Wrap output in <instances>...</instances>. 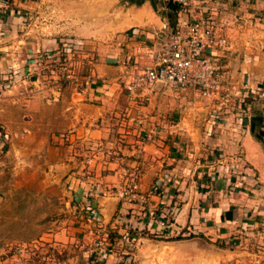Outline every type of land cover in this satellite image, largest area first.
Here are the masks:
<instances>
[{"label": "crops", "instance_id": "obj_1", "mask_svg": "<svg viewBox=\"0 0 264 264\" xmlns=\"http://www.w3.org/2000/svg\"><path fill=\"white\" fill-rule=\"evenodd\" d=\"M120 1L13 0L19 10H15L18 16L10 19L9 31H19L20 27L16 26L18 22L24 21L22 14H30L34 19L33 31L36 33V36L31 37L41 39L34 42V47H54L56 40L63 36L98 39L112 35L104 32V8L117 7L118 11H112L121 14L113 16L114 20L111 21L109 29L114 36L115 31L122 33L129 29V42L126 45L128 52L126 49L124 52L131 56L129 60L134 62L130 69L140 71L147 61L146 51L155 47L153 44L157 36L160 37L165 31L166 23L156 13L149 0L140 5L125 3L121 10ZM203 1H209V4L197 2V5L195 2V5L188 9L189 14L183 15L180 21L205 16L206 12L201 9L212 8L211 3L214 2L227 6V19L237 13L238 18L235 21L243 23L244 27H226L223 35L228 38V45L225 48L216 47L212 50L213 55L219 56L221 51L226 50L220 60L225 63V77L230 80L229 87L233 86L234 92L237 87L264 88V32L247 25L252 19L247 17L255 14L252 9L261 7L264 0ZM157 4L155 1L156 7ZM194 7L200 10H195ZM44 18H47L46 24L50 23V26H47L48 32L39 30L42 27H39V24L43 23ZM232 21L234 20H227L229 24H232ZM56 24H63V28H56ZM16 33H19L17 42H8L4 47L0 45V81L3 71L20 63L19 57L23 51L20 48L21 43H25V34L23 30ZM1 40L2 38L0 42ZM116 49L112 50L115 56L111 55L113 58L108 60L109 65H104L100 60L95 64L91 89L88 91V86L80 94L84 95V98H55L50 104L45 98H0V121L6 124L8 130H14L5 121L8 118L7 113H14L13 118L19 122L15 133L18 139L30 138V148L34 151L54 152V158L49 163L62 169L66 176L67 189L70 188L68 193L73 194L80 209L86 214L90 215L89 208L97 211L95 212L99 215V222L87 219L88 223L85 221L83 226L80 225L81 228L74 226L71 230H78L82 234L89 233L84 227L90 225L91 230L97 231L102 223L103 227L112 229L111 225L116 221L113 215L123 211L124 207H130L125 203L122 194V184L125 183L123 179H128L122 177L125 174L124 169L116 171L120 162H126L127 166L132 167L127 173L131 174L137 170V176L139 174L137 181L139 191L145 199V211L141 213L135 208L132 212L137 213L131 216L134 217L133 224L138 229L142 225L149 230L173 227L171 229H179V233L184 229L185 222L186 225H191L192 230L202 227L213 234L215 231H222L227 238L233 231L242 234L247 227L255 226V220L264 222V142L257 141L250 131L251 117L260 112H251L248 115V104L245 103L243 109L236 112L231 111L228 105L226 110L221 109V100L217 102L208 98V101L203 98H178L176 94L175 98H167V92L160 89L144 104L146 116L141 126L124 130L123 125L119 124V119L124 120L133 110L130 107L137 105L130 98H117L113 95L118 90L121 92L119 78L129 69V65H117L122 63L120 43L116 44ZM244 78V83H241ZM111 116L118 120L119 132H132L144 137L147 130L152 129L155 132L154 139L145 144L138 158L137 155L134 156L137 146H130L124 147L130 148L125 149L131 154L130 157L121 161L117 158L107 159L105 162L110 168L103 176L100 175L101 177H87L81 170H72L78 160L83 163L98 161V165L102 164L101 157L95 160L89 156V160H82L73 158L69 152L72 151V141L75 138H79L81 151L102 145L101 139L109 129L105 122L111 119ZM23 130L27 134L22 133ZM113 147V150L121 148L118 144ZM187 162L193 163L191 169L188 168ZM114 168V171L110 170ZM199 171L205 177V186L202 182L199 187L196 186L194 178ZM185 180L189 184L186 188ZM155 184L160 187L161 198L156 196V191L150 190ZM178 190L184 191L178 193ZM163 202L168 209L164 208ZM169 210L174 212L173 222H169ZM138 214L143 217L140 222L135 221ZM54 234L57 239L68 237L70 232L60 228ZM83 235L85 237V234Z\"/></svg>", "mask_w": 264, "mask_h": 264}, {"label": "rangeland", "instance_id": "obj_2", "mask_svg": "<svg viewBox=\"0 0 264 264\" xmlns=\"http://www.w3.org/2000/svg\"><path fill=\"white\" fill-rule=\"evenodd\" d=\"M167 1L156 0L158 2L157 7L155 4L152 5L155 7L156 13L165 20L166 27H169L165 15L167 10L164 5ZM179 1L182 5L176 16L174 23L176 26H179L183 15L189 14L188 9L195 5V2L197 5V2L209 4V1L204 2L203 0ZM125 3L130 5L128 0H121L120 10ZM211 4H213L212 8L201 9L202 12H206L202 18L210 16L217 22L218 35L226 37L223 35L226 27L238 29V26L244 25L235 21L238 18L237 13L236 15L233 14L231 18L228 17L229 20H234L232 24H229L225 15L227 6L217 2ZM17 9L19 10L15 7L13 0L0 2V38L3 40L0 42L1 47H4L3 45L8 42H17L19 33L16 32L23 30L25 34V43H21L22 47L20 48V50L23 49L22 55L19 57L20 63L14 64L1 73L0 98H45L48 104L54 102L55 98H84L82 97L84 95L81 96L80 94L91 85L90 82V85H87L86 81L88 78L93 79L95 77V64L100 60L104 65H109V61L113 58L111 57L114 52L112 50H117L116 44L120 43L122 63L117 65H129V69L126 68L128 70L119 78L121 92L118 90L113 95H116L117 98H130L137 107L135 105L130 107L133 109L132 112L127 114L124 120L119 119V124L123 125L124 130L135 129L137 125L141 126L146 113L143 106L140 107L139 99L125 88L130 76L138 71L137 69H130L134 62L130 61L129 57L131 56L124 52V49L128 52L126 45L129 42V29L122 33L115 31V36L109 29L112 24L111 21L114 20L113 16L121 14V12H115L118 11L117 7L104 8V32H109L112 34L111 36L98 39H76L63 36L56 40L54 47L44 45L34 47V42L41 41V39L31 37L36 36V33L33 31L35 28L32 23L34 19L31 18L30 14L21 13L24 21L17 23L16 27H20L19 31H9L10 19L13 16H18L15 12ZM112 9L115 11L113 12ZM194 9L200 10L197 7ZM252 10L255 14L247 17V19L252 18L247 23L248 27H256L264 32V4ZM46 19L44 18L43 23L39 24V27L42 26L40 31L46 30L48 32L47 26H50V23L46 24ZM197 19L199 18L193 17L189 21ZM11 25L13 27V22ZM55 27L63 28V24H56ZM125 28H127V24H125ZM166 36L165 30L160 37L157 36L153 46H159ZM226 39L228 42L227 37ZM262 51L264 52V45ZM221 52V55L215 56L219 62L217 65L220 66L222 86L215 94L204 97L189 88H163L161 91L167 92V98H175L174 94H176L178 98H198V100L208 98L217 102L221 100V109L226 110L228 105L231 111L235 110L236 112L242 110L245 103L248 104L246 106L248 107L246 109L248 115L251 112H260L264 118V88L244 89L237 87L234 92L233 86L229 87L230 80L225 77L223 67L225 63L220 60L226 50ZM244 81L245 78L242 79L241 83ZM90 89L91 86L88 91ZM86 95L88 96V93ZM10 114L11 112L7 113L8 118L5 121L14 130H8L6 124L0 121V264H264V222L259 220H255L257 224L253 227H247V230L242 234L233 231L227 238L222 231H215L213 234L202 227L192 230L191 225L189 223L186 225L185 222L183 223L184 229L179 233H177L179 229H171L173 227H162V229L154 230H149L143 225L139 229L135 227L133 224L134 217L131 216H135L137 212L134 213L132 210L137 209L142 213L145 211L143 209L145 202H129L125 197L127 188L130 187L135 176L136 178L139 177L137 170L131 174L127 173V171L132 170V167L127 166L126 162H120L116 171L124 169L125 174L123 173L122 177L125 176L128 179L127 181L123 179L125 183L122 184V194L125 203L130 207H124L125 209L120 213L116 211L117 213L113 215L116 221H113L112 229L109 227L106 229L102 223L97 231L91 230L90 225L84 227L89 231V233H83L85 237L78 230L73 232L71 229L74 226L80 227L85 221L88 223L87 219H92L96 223L99 222L97 211L95 209L92 212L88 211L89 215L80 209L73 194L68 193L70 188L67 189L66 176L62 173V169L54 166L53 163H49L54 158V152L34 151L30 148L32 143L30 138L27 140L18 139V135L15 133L19 122L13 118L14 113L13 116ZM117 124L118 120L112 116L111 119L106 120L105 125L109 129L101 139L103 144L95 145V148L89 146L90 148L86 151H81L79 138L72 141L74 145L69 153L73 158L82 160L88 159L89 156L95 160L97 157L102 158L101 165L97 164L98 161L83 163L78 160L72 170H81L87 177L92 178L103 176L110 168L109 164L105 162L107 159L117 158L121 161V159L130 157V153L127 152L130 148H124L130 146L138 147V149L135 148L134 153V156L137 155L138 158L145 144L154 139L155 132L152 129L147 130L143 137L132 132H119ZM258 130L264 134V122ZM22 133L27 134L24 130ZM148 133H150L149 138H147ZM21 138L23 139V137ZM1 141H3V145ZM115 144L120 145V150H113ZM187 164L188 168L191 169L193 163L187 162ZM110 170L114 171L115 168ZM195 176H197L194 178L196 186L199 187L201 182L205 186L203 173L199 171ZM157 186L155 184L150 190L156 191V196L161 198L160 187ZM188 186L189 184L185 180V188ZM182 191L184 190L177 192ZM137 192L142 195L139 187H137ZM163 204L164 208L168 209L165 202ZM173 213V210H169L167 213L169 222H173ZM141 218H143L142 214H138L135 221L140 222ZM60 228L67 229L70 234L68 237L55 239L54 232Z\"/></svg>", "mask_w": 264, "mask_h": 264}, {"label": "built area", "instance_id": "obj_3", "mask_svg": "<svg viewBox=\"0 0 264 264\" xmlns=\"http://www.w3.org/2000/svg\"><path fill=\"white\" fill-rule=\"evenodd\" d=\"M165 30L167 36L159 46L146 51L145 65L130 76L126 90L139 99L140 106H144L154 92L163 88H189L204 97L218 92L222 76L212 50L225 48L228 42L217 34V22L210 16L195 21L185 19L174 29L165 27ZM89 82L91 84V78L86 84ZM137 183L135 176L125 197L129 202L144 203V198L137 192Z\"/></svg>", "mask_w": 264, "mask_h": 264}, {"label": "trees", "instance_id": "obj_4", "mask_svg": "<svg viewBox=\"0 0 264 264\" xmlns=\"http://www.w3.org/2000/svg\"><path fill=\"white\" fill-rule=\"evenodd\" d=\"M144 1L145 0H128L129 4H136V5H140ZM149 1H151V3L154 5L156 0H149ZM164 5L167 10L165 15L169 23V27L174 29L176 27V24H174L176 22V16H177L179 8H181L182 3L179 0L178 1L168 0ZM263 120L264 118L260 114L253 115L250 120L251 134L255 137L257 141H260L262 143L264 139V134L263 132H260L258 129L261 127ZM89 211L92 212V209L89 208Z\"/></svg>", "mask_w": 264, "mask_h": 264}]
</instances>
